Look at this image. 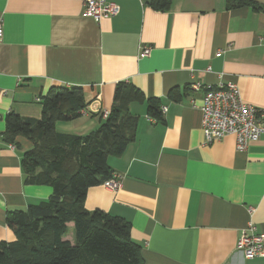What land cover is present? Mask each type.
<instances>
[{
  "label": "crops",
  "instance_id": "obj_1",
  "mask_svg": "<svg viewBox=\"0 0 264 264\" xmlns=\"http://www.w3.org/2000/svg\"><path fill=\"white\" fill-rule=\"evenodd\" d=\"M106 1L118 10L97 21L84 0H0V241L15 239L8 211L52 195L24 182L34 143L18 136L10 147L6 116L39 119L51 87H82L84 112L56 129L84 136L104 121L117 87H135L146 97L130 104L136 137L108 158L121 186L89 187L86 208L129 222L145 264H264L237 247L250 223L264 233V133L245 151L234 135L205 143L204 89L192 87L233 81L244 101L264 106V0ZM147 99L166 108L161 120ZM65 238L74 242L72 228Z\"/></svg>",
  "mask_w": 264,
  "mask_h": 264
},
{
  "label": "trees",
  "instance_id": "obj_2",
  "mask_svg": "<svg viewBox=\"0 0 264 264\" xmlns=\"http://www.w3.org/2000/svg\"><path fill=\"white\" fill-rule=\"evenodd\" d=\"M145 99L135 87H117L108 117L84 136L56 129L57 121L73 120L88 105L82 87H51L42 96L39 119L6 116L2 133L6 142L23 136L34 143L22 159L24 182L49 186L52 195L26 210L7 212L15 239L0 241V264H145L129 222L85 206L89 187L112 177L108 158L121 155L134 141L138 117L131 114L130 104ZM147 101L148 115L161 120L156 100ZM71 228L74 242L65 238Z\"/></svg>",
  "mask_w": 264,
  "mask_h": 264
},
{
  "label": "built area",
  "instance_id": "obj_3",
  "mask_svg": "<svg viewBox=\"0 0 264 264\" xmlns=\"http://www.w3.org/2000/svg\"><path fill=\"white\" fill-rule=\"evenodd\" d=\"M84 6L85 13L97 21L112 16L118 10L116 4L106 0H84ZM2 37L3 23L0 22V42ZM150 52L151 47L145 46L141 55L147 56ZM192 87L199 90L204 89V97L199 109L205 143H212L227 135H234L237 150L245 151L250 143L257 141L264 133V106L244 101L235 82L228 81L217 85H201L195 82ZM83 110L81 112H84ZM165 111L166 108L163 107L161 113ZM109 113V111H104L102 116L106 118ZM151 119L156 121L155 118ZM10 147L14 148L12 143ZM103 184L111 189H118L121 186L120 176L112 175ZM253 209L251 207V210ZM237 247L247 258L264 255V233L257 232L255 225L250 223L243 230Z\"/></svg>",
  "mask_w": 264,
  "mask_h": 264
},
{
  "label": "rangeland",
  "instance_id": "obj_4",
  "mask_svg": "<svg viewBox=\"0 0 264 264\" xmlns=\"http://www.w3.org/2000/svg\"><path fill=\"white\" fill-rule=\"evenodd\" d=\"M62 133V132H61Z\"/></svg>",
  "mask_w": 264,
  "mask_h": 264
}]
</instances>
